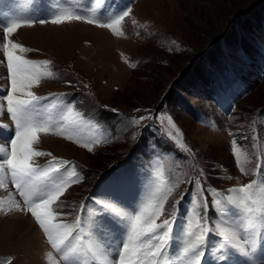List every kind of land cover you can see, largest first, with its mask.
<instances>
[{
  "label": "rangeland",
  "instance_id": "obj_1",
  "mask_svg": "<svg viewBox=\"0 0 264 264\" xmlns=\"http://www.w3.org/2000/svg\"><path fill=\"white\" fill-rule=\"evenodd\" d=\"M71 1L93 3L94 13H89L88 19L96 18L101 8L95 0ZM127 7L131 13L122 21L124 34L120 36L84 20L55 28H51L52 23L37 24L38 28L23 34V46L31 49L24 53L26 58L52 62L53 77L42 79L32 90L36 95L69 94L63 100L73 107L71 119L78 123L62 126L68 130L66 135L70 132L80 140L76 143L66 135L47 133L68 145L57 149L54 143L48 146L38 138L34 148L73 162L68 170L78 173V182L71 184L54 206L65 222L74 220L82 203L88 210L93 199L135 214L170 189L172 194L160 219L178 216L176 246L182 247L188 222L195 230L196 216H203V197L208 196L207 192L199 193L198 186L188 182L190 179L205 175L207 187L217 189L219 196L209 197L210 209L215 206L213 199L226 203V197L234 195L227 191L231 187L255 180L256 192L264 188V167H260L264 165V0H112L103 15L122 14ZM74 22L104 31L97 30L100 37L96 44L89 43L86 36L67 41L63 36L75 27ZM107 22L111 21L101 20ZM52 31L67 42H56L51 34L40 39V32ZM5 65L0 64L3 78ZM178 74L180 77L166 93ZM187 76L192 77L189 83L183 81ZM8 89L10 86L1 91L0 97ZM49 97L61 108L57 99ZM0 104L5 107L2 99ZM156 106L152 121L160 123L162 130L156 126L142 129L149 119L134 123V118L151 115ZM234 138L236 144L232 143ZM89 142L93 151L82 146ZM233 149L238 157H234ZM50 159L35 158L40 165ZM4 183L15 194L8 177ZM4 188L0 187V226L16 213L35 220L27 211L15 209ZM110 195L115 197V205ZM176 201H180L178 208ZM33 219L30 221L46 243ZM233 219L231 213L226 218L220 209L210 211L207 224L212 234L208 239L230 230ZM7 230L8 234L0 233V264H43L45 254L40 258L39 251L26 249L13 231Z\"/></svg>",
  "mask_w": 264,
  "mask_h": 264
},
{
  "label": "snow or ice",
  "instance_id": "obj_2",
  "mask_svg": "<svg viewBox=\"0 0 264 264\" xmlns=\"http://www.w3.org/2000/svg\"><path fill=\"white\" fill-rule=\"evenodd\" d=\"M28 2L30 3L31 0ZM95 2L99 7L107 8L109 0H95ZM130 13L131 8L127 7L122 14L108 12L107 15L88 19L85 15L64 11L51 15L50 18L47 16L11 18L3 27L0 34V39L3 40L0 64L6 62L5 80L6 83L10 82V89L6 90V94L0 99L6 101V114L14 123L12 125L0 123V136H3V142H0V187H7L4 183L5 177L11 180L15 193L22 198V202L15 203V209L21 212L27 211L35 218L47 238V243L60 257L59 264H96V259H99L101 264H176L177 261H183L184 264H201L202 258L207 259L206 253L209 248L208 238L211 235V230L207 226L209 213L216 212L217 209H220L226 218L231 213L235 216V220L239 221V223L233 221L229 226L230 230L218 233L223 242L219 245V254L214 255L217 264H231V250L247 257V264H264V260H259L257 256L258 250L264 248V188L255 192V180L229 188L227 191L234 195H228L226 203H222L220 199H213L215 206L210 209L209 197L219 196V192L215 188L207 187L205 175L190 179L188 181L190 184L199 185V193L207 192L208 196L203 197V216L199 214L196 216L195 230L193 223L188 222L187 239L179 254L172 259L169 258V251L178 216L173 214L171 218L160 219L164 215L165 204L172 194L170 189L163 193L162 198L157 202L140 208L135 214H128L118 206L110 207L105 203L101 206L100 213L89 214L86 221H82L81 215L77 214L74 220L68 223L62 219L60 213L54 211V206L58 205L60 197L71 184L78 182V173L68 170L73 166V162L52 156L50 152L39 151L34 145L39 143L38 137L41 133L65 136L68 130L62 125L67 123L75 126L78 121L71 119L73 107L70 103H64L63 98L68 96V93L49 94L61 104L60 111L63 114L60 122L53 123L51 119L44 121L38 119L37 109L45 106L49 96H38L32 89L42 79L53 77V71L50 70L52 62L26 58L24 53L31 49L14 42L10 36L24 25L48 23L58 25L73 20L98 24L120 36L124 34L121 28L122 21ZM105 19L111 22L101 23V20ZM132 66L135 67V64ZM3 115L4 106L0 104V121ZM151 118V115L139 116L134 118V123L139 124ZM66 139L80 143V140L70 132L66 135ZM232 143L236 144L235 138ZM82 146L88 151H93L90 142L83 143ZM233 155L238 157L239 153L233 149ZM44 156L51 159L44 165L37 164L35 158ZM240 171L243 173L244 168L241 167ZM64 173L67 175L65 176ZM119 179L117 178V181ZM201 180L205 183H201ZM109 199L114 205L117 203L114 196L110 195ZM183 199L182 195L181 200ZM179 203L180 201H176L177 208ZM85 207L83 203L80 205L82 211ZM233 209L238 211L233 213ZM105 214H111L122 230L119 236L113 235L107 244L99 242L103 240ZM93 240L97 243H88ZM110 252L115 255L110 257ZM48 255L51 260L52 253Z\"/></svg>",
  "mask_w": 264,
  "mask_h": 264
},
{
  "label": "bare ground",
  "instance_id": "obj_3",
  "mask_svg": "<svg viewBox=\"0 0 264 264\" xmlns=\"http://www.w3.org/2000/svg\"><path fill=\"white\" fill-rule=\"evenodd\" d=\"M72 22V21H71ZM71 22H69L68 24L67 23H63V24H59V25H62L63 27L67 26V25H71ZM78 23V25H77ZM75 24V27L70 29V30H67V33L64 34V39L67 40V41H75L76 38L78 39H81L83 37L86 36V40L89 42V43H93V44H96V41H97V38H99L100 36L97 35V30H103L102 28L100 27H94L90 24H86V23H81V22H74ZM37 26H40V25H34V26H23V28H19L17 29V31L13 34H11L10 38L14 40V42H18V43H21L22 45H24V42L22 40V36L23 34H26V32H28L30 29L32 28H35ZM51 28H55L57 25L55 24H52L50 25ZM46 27V26H45ZM38 28V27H37ZM20 31V32H19ZM104 31V30H103ZM19 32V33H18ZM31 33H33L31 31ZM58 32L56 31H52V32H47V33H43V32H40L39 33V37L40 39L41 38H45L48 34H51L52 35V38L53 40H55L56 42H59V43H65L67 41H64L61 37L58 38ZM0 34H2V29H0ZM17 34H20L17 35ZM37 35V34H36ZM33 38V36L31 37ZM87 43V44H89ZM2 44H3V40L0 39V47L2 48ZM26 44V43H25ZM28 44H31V43H28ZM53 44V43H52ZM90 49V48H89ZM88 49V50H89ZM2 57V55H1ZM1 73V72H0ZM7 86V83H6V80L5 78L2 77V75L0 74V89H5ZM54 90V89H52ZM57 91H59L60 89H55ZM6 109V105L4 107V110ZM5 113H6V110H5ZM7 115V114H6ZM3 121H7V119L5 120L2 119L1 122ZM7 124V123H6ZM11 125V123L9 124ZM44 136H40L38 138H43V140L46 142V143H49L48 146L54 145V148H65V146L68 145V143L64 142V140L62 139H58V138H55L54 136L52 135H49V134H43ZM2 142V141H0ZM6 189V190H5ZM3 195V194H2ZM4 195L8 198V200L11 201V203H14L15 202L17 203V199H16V196L15 194L12 192V190L10 189V185L8 184L7 187L4 188ZM18 198V197H17ZM18 200L21 202V200L18 198ZM1 201V200H0ZM10 201H7V202H10ZM13 205V204H11ZM14 206V205H13ZM6 210V208H5ZM14 210V209H13ZM11 211V210H10ZM2 212V211H1ZM12 212V211H11ZM13 213V212H12ZM15 213V212H14ZM2 214V213H1ZM8 214V213H7ZM23 215V214H22ZM6 216V215H5ZM2 217V216H1ZM9 221H6V223L2 226H0L2 229L0 230V233L2 231L6 232L8 234V230L7 229H11V233L13 231V235L15 234L17 239L23 244V247H25L26 249L28 250H37V253L39 251V254H40V258H41V254H45L43 258H45L42 263L43 264H59V260L58 258L55 256V254L52 252V250L49 248L48 245H46V243L44 242V240L42 239V236H41V233L38 229V227H36V225L34 224V222L30 221L31 219H28V218H25V217H21L20 215H18L17 213L12 215V217H8ZM4 223V222H3ZM113 236V235H112ZM9 237V236H8ZM92 244H95L97 243V241L93 240L91 241ZM100 243H103L105 244V240L102 241H99ZM20 245V244H19ZM45 248H47V250H45ZM32 250V251H33ZM49 253H52V258L51 260L49 259ZM38 254V255H39ZM24 256V255H23ZM25 257V256H24ZM23 258V257H22ZM247 258V257H246ZM37 260V259H36ZM38 261V260H37ZM99 261V259H98ZM237 261V260H236ZM231 262L232 264H240L239 261L237 262ZM100 262V261H99ZM36 263V262H35ZM41 263V262H40ZM33 264V263H32ZM39 264V263H38Z\"/></svg>",
  "mask_w": 264,
  "mask_h": 264
},
{
  "label": "trees",
  "instance_id": "obj_4",
  "mask_svg": "<svg viewBox=\"0 0 264 264\" xmlns=\"http://www.w3.org/2000/svg\"><path fill=\"white\" fill-rule=\"evenodd\" d=\"M200 71H201V70H198V72H197V73H199V75L201 74ZM179 74H180V73H179ZM179 74H178V76L175 75V76L171 79L170 84H169L168 87L166 88V93H168V92L170 91V89H171V87H172V84L175 83L174 81L180 77ZM182 74H184V72H183ZM176 76H177V77H176ZM185 78H186V79H185ZM185 78H183V81L188 82V83H189V82L191 81V79H192L191 76H187V77H185ZM190 84H191V83H190ZM166 93H165V94H166ZM153 109H154L155 112H157V106H156L155 108H153Z\"/></svg>",
  "mask_w": 264,
  "mask_h": 264
}]
</instances>
